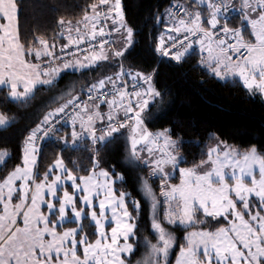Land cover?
Segmentation results:
<instances>
[{"label": "snow or ice", "instance_id": "obj_1", "mask_svg": "<svg viewBox=\"0 0 264 264\" xmlns=\"http://www.w3.org/2000/svg\"><path fill=\"white\" fill-rule=\"evenodd\" d=\"M88 7L91 14L85 10L77 21L76 37L69 35L62 55L55 56L43 38V49L21 41L20 0H0V91L6 89L11 102L31 100L37 85L56 87L61 69L84 70L109 60L119 65L86 85V99L71 85L50 98L42 118L23 137L18 156L0 140V264H133L140 247L144 251L135 264H264V148L241 149L217 136L189 162L179 133L170 126L149 128L153 105L166 95L155 86L157 68L123 67L135 29L122 0H98ZM152 19L164 29L148 46L157 67L160 61L196 58L207 74L232 78L264 97V0H170ZM111 33H119V46L105 38ZM69 44L76 51L87 46L82 59L63 52ZM52 60L59 62L52 65ZM12 120L0 110V127ZM121 129L128 130L126 162L147 169L137 183L153 239L144 236L142 244L141 200L123 187L117 190L126 183L123 172L114 165L101 167L102 150L124 135ZM46 138L53 141L55 158L41 170L38 141ZM81 143L90 149L89 167L76 161L70 167L63 153L79 150ZM177 174L178 182H172Z\"/></svg>", "mask_w": 264, "mask_h": 264}, {"label": "trees", "instance_id": "obj_2", "mask_svg": "<svg viewBox=\"0 0 264 264\" xmlns=\"http://www.w3.org/2000/svg\"><path fill=\"white\" fill-rule=\"evenodd\" d=\"M93 2L98 0H20L18 20L21 41L27 42L33 48H42L39 39L43 38L48 41L53 54L58 56L61 45L68 44L64 27L60 24L61 17L64 21L77 23L83 19L85 10L91 13L88 6ZM169 3L170 0H122L126 19L135 29V44L125 54L123 67L125 70L144 71L157 68L154 76L155 86L166 92L164 102L152 107L153 119L149 128L154 131L162 126H170L179 133L184 141L183 151L189 162L194 157L198 159L202 151H206L216 142L217 136L241 149L250 144L264 148V97L247 92L242 84L232 78L226 81L207 74L197 66L196 58L180 64L160 61L157 67V61L148 51V46L164 29L162 25L157 27L152 17L157 9L163 11ZM109 24L111 26V22ZM118 36L119 33H113L115 42L118 41ZM77 57L83 58L76 56L72 59ZM42 60L49 58L44 57ZM52 61L54 65L59 62ZM98 63L99 67L78 71H73L72 68L61 69L56 87H36L34 97L25 103L11 102L6 95V89L0 91V110H7L9 116L13 117L10 126L0 128V140L9 142L14 157L20 154L23 137L27 131L39 122L47 110L45 105L49 104L50 98H58L62 90L70 85L77 93H83L87 90V84L102 75H111L119 70V65L111 60ZM61 102L57 99V103ZM50 106L54 107L55 104ZM65 130L69 133L71 131L70 127H65ZM121 132L124 135H118L102 150L101 167L111 168L114 165L117 172H123L126 183L117 184V190L123 187L125 191L132 192V196L141 200L144 207L140 215L138 236L142 244L144 236L153 239L146 200L137 183L140 175H147V169H136L126 162L128 130L121 129ZM52 143L53 141L48 139L41 151V170L55 158L54 151L50 150ZM63 156L70 167L72 161H76L81 168L89 167L90 149L83 143L79 145V150L66 151ZM174 181H178V174ZM153 185L159 193V180L156 179ZM176 235L181 238L183 230H178ZM143 251V247H140L132 256L133 264L142 256ZM176 251L178 249L172 253L173 262Z\"/></svg>", "mask_w": 264, "mask_h": 264}, {"label": "built area", "instance_id": "obj_3", "mask_svg": "<svg viewBox=\"0 0 264 264\" xmlns=\"http://www.w3.org/2000/svg\"><path fill=\"white\" fill-rule=\"evenodd\" d=\"M230 15H231L232 17H235V16L237 15V13H236V12H233V13H231ZM107 27H110L109 23H108V25H106V28H107ZM105 38H106V39H113V33L109 34V35L106 36ZM93 43H94V45H95L97 48L99 47V45H98V41L93 42ZM79 48H80L81 51H84V50L87 48V46L84 45V44H81V45L79 46ZM81 51H76V50H75V46L72 45V44H69V47H68V48L63 49V52H64V53H68L70 58H72V57H76V56H81ZM61 55H62V49L59 51V55H58V56H61ZM81 57H82V56H81ZM51 64L54 65V61H51ZM142 83H143V82H141V86H142ZM109 87H110V86H109ZM129 91H131V83H129ZM86 93H87V90L84 91L83 93H81V96H80V99H81V100L87 98V97H86ZM77 102L79 103V101H77ZM65 119H66V118H65ZM58 123H59V124H64V127H69V126L65 123V120H60ZM47 140H48V139L46 138V139H45L44 141H42V142H41V141H38V143L41 144V149H43V147L45 146Z\"/></svg>", "mask_w": 264, "mask_h": 264}, {"label": "rangeland", "instance_id": "obj_4", "mask_svg": "<svg viewBox=\"0 0 264 264\" xmlns=\"http://www.w3.org/2000/svg\"><path fill=\"white\" fill-rule=\"evenodd\" d=\"M68 22H70V21H65V23H64V25H63V27H64V33L66 34V35H70L71 33H70V31H69V23ZM72 29V28H71ZM72 31V30H71ZM117 43V45L119 46V44H120V40H119V36H118V41L116 42ZM132 47V46H131ZM130 47V48H131ZM198 51H199V49H197ZM129 51V50H128ZM127 51V52H128ZM126 52V53H127ZM125 53V54H126ZM60 77V73H59V75H58V77H57V79ZM222 80V79H221ZM144 86H146V85H144ZM216 143V142H215ZM214 143V144H215ZM40 156H41V152H40V155H39V158H38V164H39V160H40ZM175 179V178H174ZM174 179H173V181L172 182H178V181H174ZM155 181V180H154ZM153 181V182H154ZM67 187H69V190H71V188H70V182H68V184L66 185ZM153 187H154V185H153ZM117 188V187H116ZM155 189V188H154ZM128 192H130V191H128ZM130 193H132V192H130ZM142 193V192H141ZM157 194H159V193H157ZM142 196H143V198L146 200V198L144 197V195H143V193H142ZM135 197V196H134ZM137 198V197H136ZM137 199H139V198H137ZM173 251H175V249L173 250ZM173 253V252H172ZM172 256H173V254H171L170 255V259L172 258Z\"/></svg>", "mask_w": 264, "mask_h": 264}, {"label": "crops", "instance_id": "obj_5", "mask_svg": "<svg viewBox=\"0 0 264 264\" xmlns=\"http://www.w3.org/2000/svg\"><path fill=\"white\" fill-rule=\"evenodd\" d=\"M18 14H19V13H18ZM90 14H91V13H90ZM18 16H19V15H18ZM82 20H83V19H82ZM82 20H80V21H82ZM109 22H111V21H109ZM76 26H77V23H71L72 31L70 32V33H71L70 35H71L73 38H75L76 35H77V33H76V31H75ZM80 28H81L82 32H83V31H86V30L84 29V26H83L82 23L80 24ZM65 35H66V34H65ZM66 37L68 38L69 36L66 35ZM165 39H167V37H165ZM41 49H43V46H42ZM44 57H47V56H42V58H44ZM229 79H231V78H229ZM38 86H40V85H37L36 87H38ZM34 90H35V89H34ZM102 111H107L106 106H105V107H102ZM121 114H122V113H121ZM0 128H3V127H0Z\"/></svg>", "mask_w": 264, "mask_h": 264}]
</instances>
